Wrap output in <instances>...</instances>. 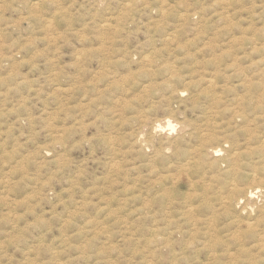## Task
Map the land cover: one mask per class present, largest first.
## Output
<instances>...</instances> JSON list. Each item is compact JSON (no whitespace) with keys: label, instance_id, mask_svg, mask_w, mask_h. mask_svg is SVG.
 <instances>
[{"label":"rangeland","instance_id":"rangeland-1","mask_svg":"<svg viewBox=\"0 0 264 264\" xmlns=\"http://www.w3.org/2000/svg\"><path fill=\"white\" fill-rule=\"evenodd\" d=\"M262 207L264 0H0V264H264Z\"/></svg>","mask_w":264,"mask_h":264},{"label":"bare ground","instance_id":"bare-ground-1","mask_svg":"<svg viewBox=\"0 0 264 264\" xmlns=\"http://www.w3.org/2000/svg\"><path fill=\"white\" fill-rule=\"evenodd\" d=\"M141 144H142V143H141ZM178 146H180V145L178 144ZM178 146H177V147H178ZM179 148H180V147H179ZM212 148H213V147H212ZM217 148H218V147H217ZM217 148H216V154H217L218 152L221 151L219 148H218V149H217ZM180 149H181V148H180ZM180 149H179V150H180ZM177 150H178V149H177ZM177 150H176V151H177ZM196 150H197V149H196ZM196 150H195V151H196ZM202 150H203V149H202ZM210 150H211V148H210ZM213 150L215 151V149H213ZM203 152H205V151H203ZM184 153H186V151H185ZM188 153H189V152H188ZM188 153H187V155H188ZM195 153H197V152H195ZM195 153H192V154L195 155ZM198 153H199V152H198ZM158 154H160V153H158ZM178 155H179V153H178ZM187 155H186V156H187ZM189 155H191V154H189ZM229 155L231 156V154H229ZM229 155H228V156H229ZM168 156H169V155H168ZM186 156H185V157H182V158H186ZM197 156H198V155H197ZM197 156H196V157H197ZM200 156H201V155H200ZM200 156H199V157H200ZM230 156H229V158H230ZM236 156H238V155H236ZM169 157H170V156H169ZM169 157H168V158H169ZM231 157H232V156H231ZM170 158H171V157H170ZM200 158H201V157H200ZM204 158H205V157H204ZM207 158H208V157H207ZM216 158H217V157H216ZM216 158H215V160L212 158V159L214 160V161L212 160L213 163L216 161ZM235 158H236V157H235ZM161 159H162V158H161ZM179 159H180V158H179ZM196 159H197V158H196ZM196 159H195V160H196ZM231 159H232V161H233V158H231ZM190 160H191V159H190ZM200 160H201V159H200ZM207 160H208V159H206V161H207ZM238 160H239V159H238ZM241 160H242V159H241ZM169 161H170V160H169ZM181 161H182V159H181ZM183 161H184V160H183ZM186 161H187V160H186ZM229 161H231V160H229ZM229 161H228V163H229ZM235 161H237V160H235ZM162 162H163V160H162ZM202 162L204 163V160H203ZM207 162H208V161H207ZM217 162H218V160H217ZM233 162H234V161H233ZM166 163H168V161H167ZM170 163H171V162H170ZM172 163H173V162H172ZM196 163H197V162H196ZM218 163H219V162H218ZM218 163H217V164H218ZM238 163H239V161L237 162V164H238ZM248 163H249V162H248ZM179 164H180V163H179ZM191 164L193 165V163H191ZM200 164H201V163H200ZM200 164H199V166H200ZM242 164H243V163H242ZM250 164H252V163H250ZM164 165H165V163L163 164L162 169H163ZM167 165H168V164H167ZM192 165H191V166H192ZM202 165H203V164H202ZM204 165H205V164H204ZM207 165H208V164H207ZM207 165H206V166H207ZM209 165H210V164H209ZM211 165H212V164H211ZM211 165H210V166H211ZM219 165H220V164H219ZM219 165H218V166H219ZM170 166H172V165H169V167H170ZM210 166H209V167H210ZM228 166H232V165L228 164ZM233 166H234V165H233ZM240 166H241V164H240ZM200 167H201V166H200ZM202 167H203V166H202ZM207 167H208V166H207ZM216 167H217V166H216ZM238 167H239V166H238ZM167 168H168V167H167ZM167 168H166V169H167ZM183 168H184V167H182V170H183ZM186 168H187V166H186ZM193 168H194V167H193ZM196 168H198V166H197ZM203 168H204V167H203ZM214 168H215V167H214ZM232 168H233V167H232ZM180 169H181V168H180ZM199 169H200V168H199ZM204 169H205V168H204ZM204 169H201V170H204ZM160 170H161V167H160ZM177 170H178V168H177ZM239 170H241V169H239ZM242 170H243V169H242ZM242 170H241V171H242ZM163 171H164V169H163ZM171 171H173V170L171 169ZM233 171H234V170H233ZM236 171H237V170H236ZM186 172H187V171H185V174H186ZM204 172H205V170H204ZM204 172H203V176L205 175ZM206 172H207V171H206ZM206 172H205V173H206ZM234 172H235V171H234ZM237 172H239V171H237ZM243 172H246V171L244 170ZM159 173H160V172H159ZM176 173H177V171H176ZM176 173H175V174H176ZM200 173H201V172H200ZM232 173H233V172H232ZM239 173H240V172H239ZM241 173H242V172H241ZM246 173H247V172H246ZM157 174H158V173H157ZM163 174H164V173H163ZM173 174H174V173H173ZM159 175H162V173L159 174ZM164 175H165V174H164ZM170 175H172V174H170ZM198 175H199V174H198ZM162 176H163V175H162ZM172 176H173V175H172ZM176 176H177V175H176ZM193 176H194V175H193ZM158 177H159V176H158ZM165 177H166V175H165ZM167 177H168V176H167ZM188 177H189V176H188ZM194 177H195V176H194ZM198 177H200V176H197V179L200 180V178H198ZM201 177H202V176H201ZM159 178H161V177H159ZM162 178H163V177H162ZM169 178H170V177H169ZM174 178H175V177H174ZM190 178H191V177H190ZM192 178H193V177H192ZM195 178H196V177H195ZM204 178H205V177H204ZM249 178H250V177H248L247 179H249ZM156 179H158V178H156ZM176 179H177V177H176ZM201 180L203 181V178H202ZM157 181H158V180H157ZM165 181H167V180L165 179ZM165 181H164V182H165ZM173 181H174V180H173ZM196 181H197V180H196ZM239 181H240V180H239ZM168 182H169V181H168ZM245 182H246V181H245ZM256 182H257V181H255V183H256ZM165 183H166V182H165ZM198 183H199V182H198ZM198 183H197V184H198ZM168 184H170V182H169ZM202 184H203V183H202ZM240 184H241V181H240ZM259 184H260V183H259ZM164 185H165V184H164ZM173 185H174V184H173ZM191 185H192V184H191ZM199 185H200V184H199ZM165 187H166V186H165ZM165 187H164V188H165ZM198 187H199V186H198ZM239 187H240V186H239ZM252 187H253V186H252ZM254 187H255V186H254ZM231 188H232V187H231ZM242 188H243V187H242ZM248 188H249V187H248ZM258 188H259V187H258ZM261 188H262V186H261ZM166 189H168V190L170 189V190H171V188H166ZM188 189H189V187H188ZM188 189H187V190H188ZM204 189H206V187H204ZM228 189H229V188H228ZM235 189H236V188H235ZM239 189H240V188H239ZM239 189H236V190L238 191ZM253 189H254V188H253ZM156 190H157V188H156ZM163 190H164V189H163ZM184 190H185V189H184ZM201 190H202V188H201ZM201 190H200V191H201ZM249 190H251V189H249ZM262 190H263V189H262ZM158 191H159V189H158ZM180 191H181V190H180ZM192 191L195 192V190H192ZM197 191H198V190H197ZM208 191H209V190H208ZM237 191H236V192H237ZM239 191H240V192H238V194L240 193L239 195L242 196V195H243V193L241 194V191H242V190H239ZM244 191H245V190H244ZM162 192H164V191H162ZM162 192H161V193H162ZM166 192H167V191H166ZM201 192H203V191H201ZM201 192H200V193H201ZM231 192H232V191H231ZM246 192H248V191H246ZM164 193H165V192H164ZM189 193H191L190 190H189ZM196 193L200 194L199 192H196ZM207 193H208V192H207ZM248 194L253 195V192H252V191H249ZM165 195H170V194L167 193V194H165ZM183 195H184V194H183ZM191 195H192V194H191ZM193 195H194V194H193ZM195 195H196V194H195ZM200 195H202V194H200ZM207 195H208V194H207ZM211 195H212V194H211ZM244 195H245V192H244ZM185 196L188 198V196H190V195H184V197H185ZM198 196H199V195H198ZM230 197H231V196H230ZM230 197H229V198H230ZM242 197H243V196H242ZM242 197H241V198H242ZM172 198H173V197H172ZM196 198H197V196H196ZM232 198H233V197H232ZM177 199H179V198H177ZM188 199H189V198H188ZM226 199H227V198H226ZM235 199H236V198H235ZM237 199L239 200L240 198H237ZM237 199H236V200H237ZM154 200H155V199H154ZM170 200H171V198H170ZM183 200H185V199H183ZM220 200H221V199H220ZM222 200H223V199H222ZM232 200H233V199H232ZM238 200H237V202H238ZM165 201H166V200H165ZM168 201H169V200H168ZM191 201H192V200H191ZM227 201H230V200H227ZM162 202H163V201H162ZM162 202H161V203H162ZM185 202H186V201H185ZM219 202H220V201H219ZM221 202H222V201H221ZM245 202H246V201H245ZM245 202H244V203H245ZM250 202H251V201H250ZM167 203H168V202H167ZM167 203H166V204H167ZM170 203H171V202H170ZM187 203H188V202H187ZM189 203H190V202H189ZM207 203H208V202H207ZM163 204H164V203H163ZM221 204H222V203H221ZM223 204H224V203H223ZM223 204H222V205H223ZM156 205H157V204H156ZM167 205H168V204H167ZM167 205H165V206L163 205L162 208H163V207H166ZM174 205H175V204H174ZM218 205H219V204H218ZM218 205H217V206H218ZM224 205H226V204H224ZM227 205H228V204H227ZM229 205H230V204H229ZM229 205H228V207H230ZM175 206H176V205H175ZM175 206H174V207H175ZM234 206H235V205H234ZM234 206H233V207H234ZM241 206H242V205H241ZM188 207H190V206H188ZM191 207H193V206L191 205ZM208 207H209V206H208ZM219 207H220V205H219ZM228 207H227V209H228ZM169 208H171V207H169ZM209 208H210V207H209ZM262 208H263V207H262ZM159 209H160V208H159ZM171 209H172V208H171ZM171 209H170V210H171ZM191 209H192V208H191ZM191 209H190V210H191ZM211 209H212V208H211ZM218 209H219V208L217 207V210H218ZM263 209H264V208H263ZM156 210H158V209L156 208ZM161 210H163V209H161ZM172 210H174V209H172ZM208 210H209V209H208ZM212 210H213V209H212ZM212 210H211V212H212ZM219 210H220V209H219ZM222 210H224V209H222ZM228 210H229V209H228ZM242 210H245V209L242 208ZM167 211H168V210H167ZM213 211H214V210H213ZM234 211H235V210H234ZM156 212H157V211H156ZM161 212L163 213L164 211H161ZM169 212H170V211H169ZM195 212H196V210H195ZM206 212H208V211H206ZM215 212H216V211H215ZM167 213H168V212H167ZM192 213H193V212H192ZM192 213H191V214H192ZM197 213H198V212H197ZM209 213H210V212H209ZM216 213H217V212H216ZM230 213H233V212H231V210H230ZM234 213H235V212H234ZM234 213H233V214H234ZM170 214H171V213H170ZM233 214H232V215H233ZM162 215L164 216V215H166V213H165V214H162ZM203 215H204V214H203ZM261 215H262V214H261ZM261 215H259V216H261ZM170 216H172V215H170ZM201 216H202V214H201ZM226 216H227V215H226ZM158 217H159V216H158ZM167 217H168V216H167ZM193 217H196V216H193ZM197 217H198V216H197ZM207 217H209V216H207ZM231 217H232V216H230V218H228V216H227V219L230 220ZM159 218H160V217H159ZM162 218H163V217H162ZM170 218H171V217H169V218H167V219H170ZM198 218H199V217H198ZM257 218H258V217H257ZM163 219H164V218H163ZM171 219H172V218H171ZM193 219H194V218H193ZM196 219H197V218H196ZM204 219H205V218H203V220H204ZM208 219H210V218H208ZM232 219H233V218H232ZM155 220H156V219H155ZM165 220H166V219H165ZM200 220H202V218H200ZM159 221H162V220L159 219ZM159 221H158V222H159ZM170 221H171V220H170ZM208 221H209V220H208ZM208 221H205V223L207 222V224H208V223H209ZM192 222H193V221H192ZM196 222H197V221H196ZM199 222H200V221H199ZM160 223H161V222H160ZM166 223H167V222H166ZM200 223H201V222H200ZM250 223H251V222H250ZM161 224H163V223H161ZM193 224H194V223H193ZM198 224H199V223H198ZM195 226H196V225H195ZM161 227H162V226H161ZM157 229H158V228H157ZM159 230H160V229H159Z\"/></svg>","mask_w":264,"mask_h":264}]
</instances>
